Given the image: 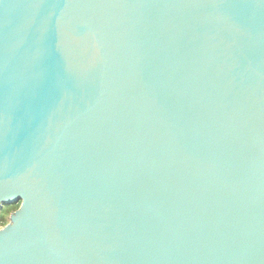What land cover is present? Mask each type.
Here are the masks:
<instances>
[{"label":"water","instance_id":"1","mask_svg":"<svg viewBox=\"0 0 264 264\" xmlns=\"http://www.w3.org/2000/svg\"><path fill=\"white\" fill-rule=\"evenodd\" d=\"M0 264H264V0H0Z\"/></svg>","mask_w":264,"mask_h":264},{"label":"rangeland","instance_id":"2","mask_svg":"<svg viewBox=\"0 0 264 264\" xmlns=\"http://www.w3.org/2000/svg\"><path fill=\"white\" fill-rule=\"evenodd\" d=\"M15 209H9L7 210V213L3 214L1 217H0V229H2L3 227H5L8 223H9V218H10V215L11 213L14 212Z\"/></svg>","mask_w":264,"mask_h":264},{"label":"trees","instance_id":"3","mask_svg":"<svg viewBox=\"0 0 264 264\" xmlns=\"http://www.w3.org/2000/svg\"><path fill=\"white\" fill-rule=\"evenodd\" d=\"M11 208L17 210V209L19 208V204H18V205H14V206H7L6 208H4L3 211H2V214L0 215V217H1L3 214L7 213V210H9V209H11ZM15 210H14V211H15Z\"/></svg>","mask_w":264,"mask_h":264}]
</instances>
